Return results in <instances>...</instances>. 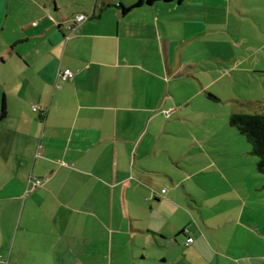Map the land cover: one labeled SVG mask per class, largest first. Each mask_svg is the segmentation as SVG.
I'll return each instance as SVG.
<instances>
[{
	"label": "crops",
	"instance_id": "crops-1",
	"mask_svg": "<svg viewBox=\"0 0 264 264\" xmlns=\"http://www.w3.org/2000/svg\"><path fill=\"white\" fill-rule=\"evenodd\" d=\"M136 1L0 0V264H175L180 241L194 248L185 184L212 167V102L236 72L264 74V0L123 10ZM217 202L195 226L223 251Z\"/></svg>",
	"mask_w": 264,
	"mask_h": 264
},
{
	"label": "rangeland",
	"instance_id": "rangeland-1",
	"mask_svg": "<svg viewBox=\"0 0 264 264\" xmlns=\"http://www.w3.org/2000/svg\"><path fill=\"white\" fill-rule=\"evenodd\" d=\"M234 77L236 84L230 91L227 104L212 102L211 105H219L212 106L218 115L202 127L205 133L211 134L210 140L202 144V153L212 155V167L185 184L198 199V205L188 202L190 198L186 200L190 204L186 205L187 211L192 207L196 209L191 211L190 217L186 216L195 243L191 248L180 241L179 247L170 256L178 258L175 264H264V174L256 170V158L250 153L249 143L234 127L229 126L226 113L228 106L244 113L264 110V74L236 72ZM225 81L221 80L216 85H224ZM217 201H229L228 227L213 231L222 241H227L221 243L223 251L218 249L208 230L202 228L199 231L195 226L200 221V215L210 223V227L216 224L223 215L221 209L224 205ZM153 253L157 256L160 251L153 250ZM166 256L170 259L169 254ZM141 264L164 262L147 257L141 260ZM168 264L172 263L169 261Z\"/></svg>",
	"mask_w": 264,
	"mask_h": 264
},
{
	"label": "trees",
	"instance_id": "trees-1",
	"mask_svg": "<svg viewBox=\"0 0 264 264\" xmlns=\"http://www.w3.org/2000/svg\"><path fill=\"white\" fill-rule=\"evenodd\" d=\"M153 0H137L130 7H122L128 10L134 6ZM211 97L215 98L212 94ZM4 111V105H2ZM228 123L242 134L250 145V153L255 156L256 170L264 174V110L254 111L253 113L233 112L228 117Z\"/></svg>",
	"mask_w": 264,
	"mask_h": 264
},
{
	"label": "built area",
	"instance_id": "built-area-1",
	"mask_svg": "<svg viewBox=\"0 0 264 264\" xmlns=\"http://www.w3.org/2000/svg\"><path fill=\"white\" fill-rule=\"evenodd\" d=\"M89 17H90V14L77 13L74 16V25L76 23H78V22H81V21L89 18ZM74 25L69 26L68 28L72 31L74 29ZM58 75H59V77L62 80H65V79H68V78L72 77L73 76V72L70 69H64L63 71H59ZM32 110L33 111L41 110L42 112H44L46 110V108L45 107H38L37 105H33L32 106ZM165 113H166V115H168L170 113V110L165 111ZM31 184H32L31 188L33 189V188L37 187L38 185H40V180L39 179H34V181ZM162 192H165V189H162ZM184 231L186 232L187 229H185ZM192 240H193L192 237H188L186 239V244L191 243Z\"/></svg>",
	"mask_w": 264,
	"mask_h": 264
}]
</instances>
